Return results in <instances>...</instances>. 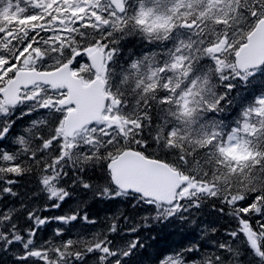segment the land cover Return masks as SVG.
I'll list each match as a JSON object with an SVG mask.
<instances>
[{
	"label": "snow or ice",
	"instance_id": "obj_1",
	"mask_svg": "<svg viewBox=\"0 0 264 264\" xmlns=\"http://www.w3.org/2000/svg\"><path fill=\"white\" fill-rule=\"evenodd\" d=\"M171 223L151 264H264V0H0V264H137Z\"/></svg>",
	"mask_w": 264,
	"mask_h": 264
},
{
	"label": "trees",
	"instance_id": "obj_2",
	"mask_svg": "<svg viewBox=\"0 0 264 264\" xmlns=\"http://www.w3.org/2000/svg\"><path fill=\"white\" fill-rule=\"evenodd\" d=\"M21 185V191H24L29 188L30 185L28 184V178L22 180ZM116 206V203L108 205L96 203L91 207L93 213H99L100 216H104ZM55 214L60 213L57 212ZM130 214H132L133 216L142 215L143 210H137V212L135 213H131L130 211ZM199 220L203 222L200 227H203L204 224H214L215 226L220 227L221 231H223V226L225 225V221L217 218L214 214L210 212V209L208 208L203 209V215L199 216ZM52 227H55V225L50 226L42 233L45 238L50 234ZM200 227H190L188 225H181L179 223H171L158 224L154 225L151 229L142 230V236H156L157 240L153 243L152 247L137 255V257L135 258L137 264H151L152 256L155 254L158 248H165L168 246L179 247L182 244L188 243L190 240L198 239L200 234Z\"/></svg>",
	"mask_w": 264,
	"mask_h": 264
}]
</instances>
